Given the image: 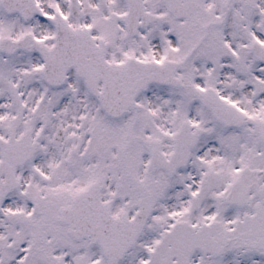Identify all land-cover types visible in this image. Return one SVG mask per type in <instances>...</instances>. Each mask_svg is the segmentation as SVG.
<instances>
[{"label": "snow or ice", "instance_id": "1", "mask_svg": "<svg viewBox=\"0 0 264 264\" xmlns=\"http://www.w3.org/2000/svg\"><path fill=\"white\" fill-rule=\"evenodd\" d=\"M0 264H264V0H0Z\"/></svg>", "mask_w": 264, "mask_h": 264}]
</instances>
